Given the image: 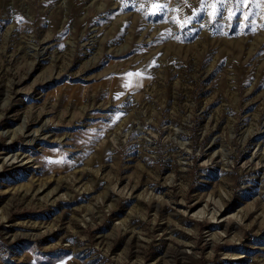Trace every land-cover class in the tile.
Returning <instances> with one entry per match:
<instances>
[{
    "label": "rangeland",
    "instance_id": "1",
    "mask_svg": "<svg viewBox=\"0 0 264 264\" xmlns=\"http://www.w3.org/2000/svg\"><path fill=\"white\" fill-rule=\"evenodd\" d=\"M216 2L0 0V264H264V0Z\"/></svg>",
    "mask_w": 264,
    "mask_h": 264
},
{
    "label": "snow or ice",
    "instance_id": "2",
    "mask_svg": "<svg viewBox=\"0 0 264 264\" xmlns=\"http://www.w3.org/2000/svg\"><path fill=\"white\" fill-rule=\"evenodd\" d=\"M224 0H217L216 3L213 4V11L209 12V15L211 17H215L217 14H219V7L218 5H221L223 4ZM243 2H247V0H243ZM153 8H154V11H153V14H157V12L160 10V6L158 4H154L153 5ZM183 26V25H181ZM130 75V74H128Z\"/></svg>",
    "mask_w": 264,
    "mask_h": 264
}]
</instances>
